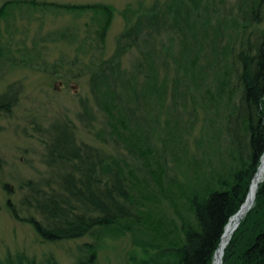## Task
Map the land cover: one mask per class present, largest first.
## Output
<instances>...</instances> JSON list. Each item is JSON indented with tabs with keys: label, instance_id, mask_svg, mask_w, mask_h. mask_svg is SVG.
<instances>
[{
	"label": "trees",
	"instance_id": "obj_1",
	"mask_svg": "<svg viewBox=\"0 0 264 264\" xmlns=\"http://www.w3.org/2000/svg\"><path fill=\"white\" fill-rule=\"evenodd\" d=\"M16 12L27 21L35 13L89 19L80 40L77 29L65 28L38 43L76 46L68 67L80 65L75 75L87 77L105 117L98 136L113 152L79 146L63 126V139L52 134L48 146L47 162L63 172L57 186L48 194L38 189L24 202L40 221L12 211L13 217L31 224L43 241L92 238L78 248L76 264H94L106 238L127 233L134 246L128 264H213L264 154V0H239L231 7L226 0L127 6L108 57L112 6L9 0L0 6V24ZM11 40L12 34L4 42L0 29V67L13 59ZM127 55L135 59L130 68L122 65ZM37 60L31 58L28 67ZM5 99L0 97V113L13 106L10 98L2 106ZM179 107L189 115L187 140L177 133L183 127L174 118ZM128 155L139 162L136 169ZM0 264L36 262L18 256ZM44 264L58 263L50 257ZM222 264H264V175Z\"/></svg>",
	"mask_w": 264,
	"mask_h": 264
},
{
	"label": "rangeland",
	"instance_id": "obj_2",
	"mask_svg": "<svg viewBox=\"0 0 264 264\" xmlns=\"http://www.w3.org/2000/svg\"><path fill=\"white\" fill-rule=\"evenodd\" d=\"M4 1L9 0H0V6ZM35 1L112 6L115 14L105 45V55L108 57L114 51L116 36L124 28L121 12L127 6L135 9L138 3L142 2L146 7L155 3L162 7L170 0ZM238 1L226 0V3L231 7ZM15 15L8 24H0L4 42L12 34L9 46L10 56L13 57L9 65L0 67V97L10 98L13 104L8 112L0 113V261L20 256L24 259H34L36 264H44L51 257L58 264H76L80 254L78 248L93 242L92 238L43 241L31 224L18 221L11 212L14 211L21 219L40 221V215L24 202L32 199L38 189L48 194L57 186V175L63 172L50 165L47 156L52 134L63 139V126L69 129L68 133L73 135L79 146L101 148L106 153L113 152L112 145L103 144L98 136L104 129L105 117L97 109L90 94L87 77L75 75L80 65L73 66L72 69L68 67L76 46H68L66 43H38L47 33L65 28L71 31L77 29L80 40L85 35L84 24L89 19L86 16L73 19L69 15L42 17L35 13L27 21L24 15L21 16L18 12ZM162 38L163 43L168 44L166 37ZM158 42L160 44V37L157 44ZM34 57H37V63L28 67V61ZM23 59L27 64L26 61L23 63ZM134 60L133 55H127L122 59L123 67L130 68ZM8 91V95L5 94ZM6 99L2 106L8 105L9 101ZM178 112L180 114L174 118L179 120V127H183L178 128L177 133L181 130L184 140H187L184 125L189 115L181 107ZM165 119L164 115L162 129L167 133ZM201 121L200 114L195 124L196 130L200 129ZM53 127L60 128L57 132H52ZM190 146L192 147L191 144ZM125 159L131 168L136 169L139 165V162L129 155ZM170 166L171 164L166 165L169 174ZM49 183L52 188L48 187ZM103 242L97 250L94 264H128V254L134 249L130 234L127 233L117 240H110L108 237Z\"/></svg>",
	"mask_w": 264,
	"mask_h": 264
},
{
	"label": "water",
	"instance_id": "obj_3",
	"mask_svg": "<svg viewBox=\"0 0 264 264\" xmlns=\"http://www.w3.org/2000/svg\"><path fill=\"white\" fill-rule=\"evenodd\" d=\"M263 159H264V154L260 160V165L258 166L257 171L253 176V179H252V182H251V185L249 188V192L246 196L245 202L242 204L239 211L230 219V222L225 227V230H224V233L221 237L219 246H218V248L215 252V255H214L213 264H222L223 251L220 252V249H221V244H222V241H223L226 233H228V231H229V233L232 235V233L236 230V228L240 224V221L246 216L247 212L250 210V208L253 205L256 190H257L259 182L257 183V185H255L254 189H252V185H253V181L259 176V174H261L260 181H262V178L264 175V161H263ZM232 221H233L232 227L230 228V230H228Z\"/></svg>",
	"mask_w": 264,
	"mask_h": 264
},
{
	"label": "bare ground",
	"instance_id": "obj_4",
	"mask_svg": "<svg viewBox=\"0 0 264 264\" xmlns=\"http://www.w3.org/2000/svg\"><path fill=\"white\" fill-rule=\"evenodd\" d=\"M263 161H264V159H263ZM260 179H261V174H259V176L253 181L252 189H254L255 185H257L258 182H260ZM232 224H233V221L231 222L228 230H230V228L232 227ZM230 237H231V234L228 231V233H226V235L222 241L220 252L224 250V248L226 247V245L228 244V242L230 240Z\"/></svg>",
	"mask_w": 264,
	"mask_h": 264
}]
</instances>
